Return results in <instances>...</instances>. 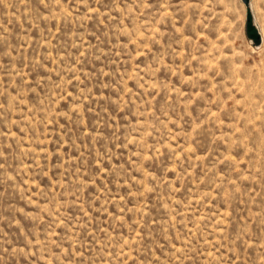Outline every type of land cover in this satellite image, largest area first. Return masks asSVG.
<instances>
[{
	"label": "rangeland",
	"instance_id": "rangeland-1",
	"mask_svg": "<svg viewBox=\"0 0 264 264\" xmlns=\"http://www.w3.org/2000/svg\"><path fill=\"white\" fill-rule=\"evenodd\" d=\"M0 264H264V0H0Z\"/></svg>",
	"mask_w": 264,
	"mask_h": 264
},
{
	"label": "water",
	"instance_id": "water-1",
	"mask_svg": "<svg viewBox=\"0 0 264 264\" xmlns=\"http://www.w3.org/2000/svg\"><path fill=\"white\" fill-rule=\"evenodd\" d=\"M243 2H247L248 0H242Z\"/></svg>",
	"mask_w": 264,
	"mask_h": 264
}]
</instances>
